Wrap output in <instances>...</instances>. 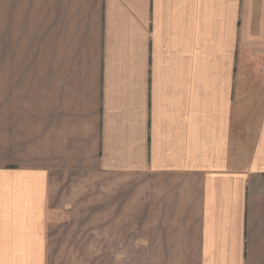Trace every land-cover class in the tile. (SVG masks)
<instances>
[{"label": "crops", "instance_id": "1", "mask_svg": "<svg viewBox=\"0 0 264 264\" xmlns=\"http://www.w3.org/2000/svg\"><path fill=\"white\" fill-rule=\"evenodd\" d=\"M0 264H264V0H0Z\"/></svg>", "mask_w": 264, "mask_h": 264}, {"label": "rangeland", "instance_id": "2", "mask_svg": "<svg viewBox=\"0 0 264 264\" xmlns=\"http://www.w3.org/2000/svg\"><path fill=\"white\" fill-rule=\"evenodd\" d=\"M80 259V258H79Z\"/></svg>", "mask_w": 264, "mask_h": 264}]
</instances>
